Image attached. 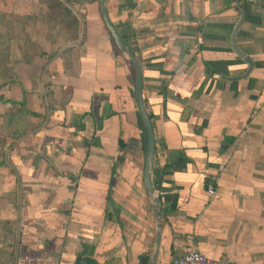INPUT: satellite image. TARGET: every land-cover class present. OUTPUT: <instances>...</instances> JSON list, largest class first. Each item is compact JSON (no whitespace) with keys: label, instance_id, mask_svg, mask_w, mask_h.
<instances>
[{"label":"crops","instance_id":"crops-1","mask_svg":"<svg viewBox=\"0 0 264 264\" xmlns=\"http://www.w3.org/2000/svg\"><path fill=\"white\" fill-rule=\"evenodd\" d=\"M75 1L73 71L58 59L47 78L56 105L46 108L22 76L0 82V125L12 122L16 135L0 145V264H76L85 247L98 264H149L155 251L133 67L100 6ZM24 6L15 0L16 11ZM106 10L141 64L155 131L156 264H180L188 235L209 259L264 264V0H108ZM238 25L254 68L233 81L249 69L232 48ZM11 103L25 107L16 120Z\"/></svg>","mask_w":264,"mask_h":264},{"label":"rangeland","instance_id":"rangeland-1","mask_svg":"<svg viewBox=\"0 0 264 264\" xmlns=\"http://www.w3.org/2000/svg\"><path fill=\"white\" fill-rule=\"evenodd\" d=\"M37 1L25 0V6L19 12L15 10V0H0V82L2 80L8 82L7 84L16 83L21 76L23 79L31 80L34 86L39 88L44 105L48 104L46 108H53L56 105V93L48 84L47 78L51 72L54 73L58 59L63 61L66 72L73 71L75 49L81 43L82 27L77 41L65 40L64 33L48 23V9L44 0H39V4ZM10 3L12 7L7 9ZM69 7L78 16L75 6ZM9 12L14 14L17 12L18 21L8 22ZM11 49H16L17 52L12 54ZM61 97L65 100L64 93ZM20 105L17 104L6 111L9 119L16 120V115L24 114L25 107L23 109ZM12 127V122L8 126L0 125V145H7V138L15 137Z\"/></svg>","mask_w":264,"mask_h":264},{"label":"water","instance_id":"water-1","mask_svg":"<svg viewBox=\"0 0 264 264\" xmlns=\"http://www.w3.org/2000/svg\"><path fill=\"white\" fill-rule=\"evenodd\" d=\"M108 0H99L100 12L105 23L106 28L110 32L117 48L119 51L128 57L130 60L134 71H135V81H134V89H135V96L138 105L139 112L145 122L147 137H148V153L145 161V169H144V188L146 194L150 197L153 206L155 208V221H156V237H155V251L152 256V259L149 264H156L159 254L161 252V242H162V205L161 200L157 196L154 184H153V172H154V163H155V154H156V139H155V131L153 127V123L151 121V117L147 113L144 103L143 97V88H142V67L141 64L133 53L131 49L124 43L123 39L119 35L116 28L113 26L111 20L107 15L106 4ZM239 26L235 29L233 36H232V48L233 51L243 59L249 66L247 73L240 77L229 79L233 81H237L240 79L247 78L254 68L253 61L247 57L241 50H239L236 42V35L239 30ZM77 264H98L96 261L91 260L89 258L83 259Z\"/></svg>","mask_w":264,"mask_h":264},{"label":"trees","instance_id":"trees-1","mask_svg":"<svg viewBox=\"0 0 264 264\" xmlns=\"http://www.w3.org/2000/svg\"><path fill=\"white\" fill-rule=\"evenodd\" d=\"M44 2L47 5V20L48 23L56 30H59L64 33V38L65 40L69 42H75L79 39L80 37V30L82 27V24L78 18V16L74 13V11L69 7V5H74L77 1L75 0H44ZM90 3L93 4H98L99 5V0H91ZM107 29V28H106ZM108 31V29H107ZM111 41L113 44V47L115 51L118 54H121L119 49L117 48L110 32L108 31ZM133 67V66H132ZM133 72L135 74L134 68ZM13 84V83H12ZM12 105H16L15 103H11ZM21 108L24 107V104L20 105ZM13 115H11L12 117ZM16 138V135H15ZM124 147L123 141L120 140V148L122 149ZM119 164L121 163V159L118 162ZM88 252L90 254H88ZM93 247H85V252L80 254L77 257L76 264L80 262L83 259L89 258L93 260ZM10 256V261L11 263L13 261V253H8ZM95 261V260H94Z\"/></svg>","mask_w":264,"mask_h":264},{"label":"built area","instance_id":"built-area-1","mask_svg":"<svg viewBox=\"0 0 264 264\" xmlns=\"http://www.w3.org/2000/svg\"><path fill=\"white\" fill-rule=\"evenodd\" d=\"M209 194L213 197L217 196L214 188L210 187ZM187 250L184 257L181 259L180 264H232L225 260H212L206 257L196 246L193 236L186 237Z\"/></svg>","mask_w":264,"mask_h":264}]
</instances>
